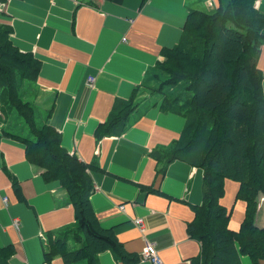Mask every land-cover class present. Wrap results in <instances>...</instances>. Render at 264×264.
Masks as SVG:
<instances>
[{"label":"crops","instance_id":"0c3cea01","mask_svg":"<svg viewBox=\"0 0 264 264\" xmlns=\"http://www.w3.org/2000/svg\"><path fill=\"white\" fill-rule=\"evenodd\" d=\"M2 1L0 25L10 28L12 46L40 62L31 100L50 109L48 124L60 146L84 164H94L87 171L90 209L98 226L111 229L132 259L121 261L106 249L96 253L93 264H149L138 260L147 242L154 244L162 264H190L200 246L185 231L193 205L201 203L202 172L180 160L164 166L149 152L169 147L183 119L159 110L157 102L132 114L118 135L97 139L94 131L116 99L127 100L142 84L161 60L160 52L179 43L187 11L207 10L218 0ZM253 8L264 13V0H254ZM254 65L262 75L264 97V45ZM88 76L94 77L91 85L85 84ZM25 154L22 144L2 138L0 130V264H63L58 255L48 258L46 237L52 230L74 232L72 206L61 205L65 191L57 182L45 183ZM237 187L226 180L219 201L229 211V230L243 218ZM254 216L256 224L262 223L264 206ZM136 218L139 225L133 223ZM238 258L240 264H252L246 256Z\"/></svg>","mask_w":264,"mask_h":264},{"label":"trees","instance_id":"16d2710c","mask_svg":"<svg viewBox=\"0 0 264 264\" xmlns=\"http://www.w3.org/2000/svg\"><path fill=\"white\" fill-rule=\"evenodd\" d=\"M253 3L218 0L207 10H188L179 43L160 52L161 60L149 68L142 84L132 88L127 100L116 99L94 131L97 139L118 135L132 114L157 102L159 110L183 119L181 133L169 147L149 152L164 166L180 160L202 172L201 203L193 205L194 216L185 231L200 246L190 264H240L238 256L264 263V221H254L262 207L257 200L264 196V97L259 91L262 75L254 65L264 45V13ZM10 34L1 24V136L22 144L45 183L57 182L65 191L61 205L72 206L76 226L74 232L48 233V258L58 255L63 264H93L97 252L109 249L121 261L132 260L119 248L112 230L96 223L87 173L94 164H84L60 146L58 133L48 124L50 109L31 100L40 62L13 47ZM153 83V93L141 90ZM176 85L180 89L174 92ZM228 179L237 183L235 197L244 206L235 230H229V211L219 203ZM11 250H6L8 256Z\"/></svg>","mask_w":264,"mask_h":264},{"label":"built area","instance_id":"2783aa9c","mask_svg":"<svg viewBox=\"0 0 264 264\" xmlns=\"http://www.w3.org/2000/svg\"><path fill=\"white\" fill-rule=\"evenodd\" d=\"M4 3H5L4 1H0V10L3 9ZM123 40H124V38H122L121 41H123ZM93 80H94L93 76H88L85 84L90 85V83L93 82ZM1 200H2V203L4 205H6L7 199H5L4 197H1ZM117 208L122 209L121 205H118ZM133 223L137 225V224H140L141 221L139 218H137V219L133 220ZM141 249H142V252H140L138 260H141V261L147 262V263L149 262L151 264H162L163 263V262H160V260H159L160 258L156 255L155 248H153L149 243L147 245L143 246V248H141Z\"/></svg>","mask_w":264,"mask_h":264},{"label":"rangeland","instance_id":"374dc122","mask_svg":"<svg viewBox=\"0 0 264 264\" xmlns=\"http://www.w3.org/2000/svg\"><path fill=\"white\" fill-rule=\"evenodd\" d=\"M218 38V37H217ZM91 82V81H90ZM92 83V82H91ZM91 83H90V85H91ZM157 87V83H153V84H146V85H144L142 88H141V90H143V89H147V92L149 93V92H151V93H153L154 91H155V88ZM178 88L180 89V87L178 86V85H176V88L174 89V92L176 91V90H178ZM140 90V91H141ZM158 93V92H157ZM172 94V93H171ZM29 100V99H28ZM260 202V204H261V206H264V196H261L258 200H257V205H258V203ZM137 219V218H136ZM133 220H135V219H133ZM137 225H139V224H137ZM147 244H148V242H147ZM147 244H145V245H147ZM149 244L154 248V244H152V243H150L149 242ZM141 248H143V247H141ZM140 248V249H141ZM155 251H156V255L159 257V255H158V252H157V249L155 248ZM140 252H142V249L140 250ZM160 258V257H159ZM160 260V259H159ZM160 262H162L161 260H160ZM149 264H151V263H149Z\"/></svg>","mask_w":264,"mask_h":264}]
</instances>
